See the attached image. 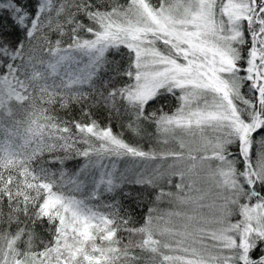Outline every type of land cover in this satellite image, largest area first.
Returning <instances> with one entry per match:
<instances>
[{"label": "snow or ice", "instance_id": "1", "mask_svg": "<svg viewBox=\"0 0 264 264\" xmlns=\"http://www.w3.org/2000/svg\"><path fill=\"white\" fill-rule=\"evenodd\" d=\"M0 264H264V0H0Z\"/></svg>", "mask_w": 264, "mask_h": 264}, {"label": "trees", "instance_id": "2", "mask_svg": "<svg viewBox=\"0 0 264 264\" xmlns=\"http://www.w3.org/2000/svg\"><path fill=\"white\" fill-rule=\"evenodd\" d=\"M169 106H171V105H166V109H165V110H168V107H169ZM73 115H78V110L74 111V112H73ZM101 119H103V115H101ZM117 130H118V128H117ZM69 167L71 168L72 165L69 164ZM136 212H137V214H138V217H141V216L143 215V211H141L140 209H136Z\"/></svg>", "mask_w": 264, "mask_h": 264}]
</instances>
